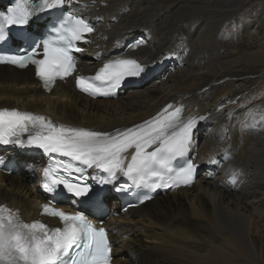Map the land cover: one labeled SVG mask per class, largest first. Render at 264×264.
<instances>
[{"label":"bare ground","instance_id":"6f19581e","mask_svg":"<svg viewBox=\"0 0 264 264\" xmlns=\"http://www.w3.org/2000/svg\"><path fill=\"white\" fill-rule=\"evenodd\" d=\"M64 5L95 18L90 48L101 47L100 55L115 48L113 56H119L122 47L134 48L136 35H154L147 47L130 53L147 59L152 76L105 100L82 96L72 78L45 93L30 70L0 66V108L108 133L143 122L170 102L208 116L194 132L191 152L201 167L190 187L156 195L123 214L113 184L105 188L112 264H264V0H65ZM179 49L187 51V61L166 59L165 52ZM93 52L81 57V69L100 64ZM8 153H14L18 168L0 172V205L29 221L44 200L39 191L44 159L15 148ZM233 174L236 181L229 183ZM67 201L71 206L76 199Z\"/></svg>","mask_w":264,"mask_h":264},{"label":"snow or ice","instance_id":"6c2138e0","mask_svg":"<svg viewBox=\"0 0 264 264\" xmlns=\"http://www.w3.org/2000/svg\"><path fill=\"white\" fill-rule=\"evenodd\" d=\"M64 3L17 0L6 14H0V42L8 38L10 27L28 26L40 14ZM93 32L85 18L67 16L52 26V35L41 44L30 51L21 49L24 54L0 56V64L21 69L33 65L43 88L51 91L57 80L76 73L74 53L84 51L78 45L87 42L86 35ZM145 71L146 66L136 59L118 58L105 61L93 76L75 75V82L85 94L110 96L125 79ZM183 111V106L167 105L141 124L107 133L57 124L31 112L0 109V145L37 148L48 154L50 162L42 169L41 182L52 199L40 206V215L58 218L61 225L51 227L39 219L25 222L18 210L0 205V264H110L106 229L97 228L81 211L65 212L56 207L55 196L62 190L75 198L91 199L93 184L89 180L107 185L119 176L151 189L191 184L197 165L187 161L177 171L173 161L188 152L194 129L206 117H185ZM210 163L215 161L210 158ZM88 169L106 175L89 176ZM231 179L235 180V174ZM128 187L121 185L117 191Z\"/></svg>","mask_w":264,"mask_h":264},{"label":"rangeland","instance_id":"374dc122","mask_svg":"<svg viewBox=\"0 0 264 264\" xmlns=\"http://www.w3.org/2000/svg\"><path fill=\"white\" fill-rule=\"evenodd\" d=\"M257 258H258V256H257ZM257 260H259V259H257Z\"/></svg>","mask_w":264,"mask_h":264}]
</instances>
